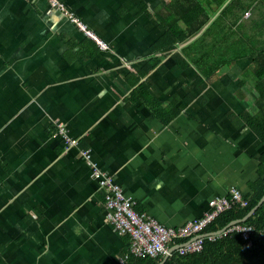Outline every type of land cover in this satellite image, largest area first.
Instances as JSON below:
<instances>
[{"label": "crops", "instance_id": "0c3cea01", "mask_svg": "<svg viewBox=\"0 0 264 264\" xmlns=\"http://www.w3.org/2000/svg\"><path fill=\"white\" fill-rule=\"evenodd\" d=\"M62 1L108 49L48 0H0V264H119L129 247L106 221L91 166L66 149L56 121L167 227L200 218L233 187L250 194L259 178L255 56L209 78L171 55L147 69L163 56L153 44L170 0H146L147 12L135 0ZM255 9L241 18L242 33L263 46ZM143 83L165 112L134 101Z\"/></svg>", "mask_w": 264, "mask_h": 264}, {"label": "trees", "instance_id": "16d2710c", "mask_svg": "<svg viewBox=\"0 0 264 264\" xmlns=\"http://www.w3.org/2000/svg\"><path fill=\"white\" fill-rule=\"evenodd\" d=\"M135 1L143 12L148 11L146 0ZM224 4L226 6L217 18L199 37L181 50L175 51L181 44L199 33ZM254 8L259 12V17L253 19L257 27L256 29L253 27L254 32H264V0H170L160 12L162 34L153 44L154 52L161 51L163 56L152 58L153 62L148 63L147 69L155 68L164 56L171 55L180 67L194 64L206 78H209L224 65L236 63L241 58L255 56L250 71L255 80L256 104L260 109V115L258 119L252 118L251 125L264 137V45L258 46L253 38L246 37V34L242 33L240 22L245 13ZM230 29L232 32L228 34ZM230 52H232L231 56L228 55ZM148 89L147 83L140 85L135 91L137 97L134 101L137 99L143 101L154 112H165L157 101L148 97ZM172 112L169 113L166 121L174 115ZM258 174L259 178L250 185L251 193L244 196L249 200V205L223 212L204 230L205 233L217 231L234 220L243 219L259 203L264 195V154L260 158ZM242 223L254 225L256 228V233L252 236L253 244L250 247L246 246L241 233L233 232L215 241L205 239L203 250L200 252L187 255L175 252L164 264H264V232H262L264 203L253 216ZM127 253L128 251H125L123 256L125 257ZM129 263L159 264L160 259L150 256L130 257Z\"/></svg>", "mask_w": 264, "mask_h": 264}, {"label": "built area", "instance_id": "2783aa9c", "mask_svg": "<svg viewBox=\"0 0 264 264\" xmlns=\"http://www.w3.org/2000/svg\"><path fill=\"white\" fill-rule=\"evenodd\" d=\"M48 2L53 9L65 15L85 35L94 39L101 49H108L107 42L89 28L85 21L67 9L62 0H48ZM56 126L57 132L66 142V149H77L79 156L91 166L93 177L99 180L105 192L104 206L107 223L112 224L120 234L129 238L128 253L125 257L121 256L120 264H130V257L158 258L166 255L172 256L175 252L180 255L200 252L203 250L205 239L215 241L233 232L242 234L247 247L253 244L252 236L256 233V228L254 225L243 223L232 225L220 235L200 236L223 212L249 205V200L244 197L239 188L234 187L230 194L212 198L209 202V209L200 218L190 220L179 227H167L137 207L136 201L125 194L123 187L112 176L101 170L99 164L93 160L91 150L88 147H82L79 138L70 135L65 123L56 121ZM172 248L176 249L171 253Z\"/></svg>", "mask_w": 264, "mask_h": 264}, {"label": "water", "instance_id": "95a60500", "mask_svg": "<svg viewBox=\"0 0 264 264\" xmlns=\"http://www.w3.org/2000/svg\"><path fill=\"white\" fill-rule=\"evenodd\" d=\"M226 4H227V3H226ZM226 4H225V6H226ZM215 17H216V16L212 17V19L210 20L209 23H211V21H213V20L215 19ZM209 23H207V24L204 26V28H203L199 33H197L195 36H193L192 38H190L187 42L181 44V45L179 46V48L184 47L185 45L189 44L191 41H193L194 39H196L197 37H199V36L205 31V29L208 27V24H209ZM263 203H264V195H263V197L261 198V200L259 201V203H258L256 206H254V208H252V210H251V211L247 214V216H245L243 219H237V220H234V221L230 222L228 225H226L225 227H223V228H221V229H219V230H217V231H213V232H209V233L201 234L200 236L206 237V236H209V235H220V234L224 233V232H225L229 227H231L232 225L237 224V223L245 222L247 219H249L251 216H253V214L257 211V209H258V208L260 207V205H262ZM175 249H176V248H172V249H171V253H172ZM126 251H128V248H127ZM120 258H121V256L119 257V264H120ZM168 258H169L168 256L164 257V259H162V261H160L159 264H164V263L168 260Z\"/></svg>", "mask_w": 264, "mask_h": 264}, {"label": "rangeland", "instance_id": "374dc122", "mask_svg": "<svg viewBox=\"0 0 264 264\" xmlns=\"http://www.w3.org/2000/svg\"><path fill=\"white\" fill-rule=\"evenodd\" d=\"M224 7H225V4L223 5V7H222L220 10H222ZM233 188H234V187H233ZM233 188H232V189H233ZM232 189H231V190H232ZM231 190L228 192V194H230ZM244 196H245V194H244ZM218 217H219V216H218ZM218 217H217V218H218ZM215 221H216V220H215ZM263 229H264V228H263ZM263 229H262V232H264ZM204 233H205V232H204ZM166 256H168L169 258L172 257V256H169V255H166ZM166 256H165V257H166ZM158 258L160 259V261H162V259H164V257H158ZM169 258H168V259H169Z\"/></svg>", "mask_w": 264, "mask_h": 264}, {"label": "clouds", "instance_id": "9594fccd", "mask_svg": "<svg viewBox=\"0 0 264 264\" xmlns=\"http://www.w3.org/2000/svg\"><path fill=\"white\" fill-rule=\"evenodd\" d=\"M90 38V37H89ZM92 39V38H91ZM94 42H96L94 39H93ZM97 44V43H96ZM98 45V44H97ZM99 46V45H98ZM100 48V47H99ZM209 233V232H208ZM205 234V233H204Z\"/></svg>", "mask_w": 264, "mask_h": 264}, {"label": "bare ground", "instance_id": "6f19581e", "mask_svg": "<svg viewBox=\"0 0 264 264\" xmlns=\"http://www.w3.org/2000/svg\"><path fill=\"white\" fill-rule=\"evenodd\" d=\"M260 29V28H259ZM216 34V33H215ZM257 35V34H256Z\"/></svg>", "mask_w": 264, "mask_h": 264}]
</instances>
